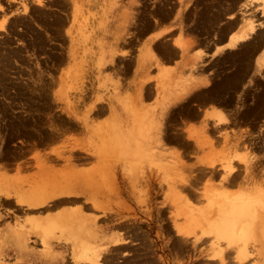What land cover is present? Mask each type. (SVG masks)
Returning a JSON list of instances; mask_svg holds the SVG:
<instances>
[{
    "label": "rangeland",
    "instance_id": "obj_1",
    "mask_svg": "<svg viewBox=\"0 0 264 264\" xmlns=\"http://www.w3.org/2000/svg\"><path fill=\"white\" fill-rule=\"evenodd\" d=\"M36 1L0 0L7 18L0 29V170L18 176L0 192L30 193L41 171L51 175L48 184L70 183L80 197L70 209L103 225L101 235L92 225V241L127 240L107 241L106 264L232 263L227 249L228 258L215 255L211 235L179 241L173 221L212 222L206 202L213 192L264 190V68L255 60L264 46L261 0ZM251 10L255 35L216 52L215 42ZM155 29L160 34L149 42ZM118 109L130 131L144 135L141 155L113 151ZM228 163L240 174L232 184L224 178ZM69 236L71 250L76 242L83 252L84 235Z\"/></svg>",
    "mask_w": 264,
    "mask_h": 264
},
{
    "label": "bare ground",
    "instance_id": "obj_2",
    "mask_svg": "<svg viewBox=\"0 0 264 264\" xmlns=\"http://www.w3.org/2000/svg\"><path fill=\"white\" fill-rule=\"evenodd\" d=\"M36 1V0H35ZM42 0H38L36 2H41ZM64 1V0H63ZM232 1V0H231ZM17 2V1H16ZM188 2V1H187ZM186 2V3H187ZM239 2V1H238ZM245 2V1H244ZM251 2H255L254 0H250L249 2H247L246 5L249 4V6L252 4ZM183 4L185 3L184 1L182 2ZM225 3V2H224ZM232 3V2H231ZM251 3V4H250ZM43 4V2H42ZM26 5V4H24ZM39 5V4H38ZM44 5V4H43ZM184 6H186L184 4ZM230 6V5H229ZM248 6V7H249ZM237 7V6H236ZM247 7V8H248ZM1 8V7H0ZM3 9V8H2ZM24 9L26 10V7H24ZM226 9V8H225ZM228 9V7H227ZM243 9V8H242ZM185 10V9H184ZM230 10V9H229ZM254 10V9H253ZM183 11V10H182ZM207 11V10H206ZM3 12V11H2ZM0 13V29H5V22H6V16L5 13ZM184 12V11H183ZM243 13L241 15V19H240V23H238L237 27L238 29H235L231 32H229V34L227 35V37L222 40L220 43H216L214 44L213 47H215V51H222L223 48L222 46L224 45H230V44H235L236 46H238L241 42L246 41L248 39L251 38V36L255 33L256 31V24H255V19L252 13L253 11L251 10L250 13L247 14ZM261 12L264 14V0H261ZM23 14V13H22ZM183 15V13H181ZM156 16V15H155ZM182 17V16H181ZM256 17V16H255ZM170 18V17H169ZM238 18V17H237ZM238 20V19H237ZM181 21V20H180ZM210 22V21H209ZM234 23H236L233 20ZM238 22V21H237ZM164 23V22H163ZM233 23V24H234ZM158 23H156L157 25ZM232 24V22H231ZM259 25H263L264 24V19L263 21H261L260 23H258ZM160 25V24H159ZM236 25V24H235ZM256 25V26H255ZM176 26V25H175ZM229 26V25H228ZM154 27V26H153ZM152 27V28H153ZM222 27V26H221ZM258 27V26H257ZM263 27V26H262ZM181 28V27H180ZM213 28V27H212ZM226 29V28H225ZM262 30V29H259ZM258 30V32H259ZM152 32V31H151ZM150 32V33H151ZM263 32V31H261ZM144 33V32H143ZM226 33V32H225ZM146 34V33H145ZM153 34V35H151ZM151 38L149 39V42L151 40H153V37H157L160 34V30L155 29V31L153 30V33H151ZM176 34V33H175ZM262 34V33H261ZM264 34V33H263ZM255 35V34H254ZM66 36V35H65ZM174 36V35H173ZM262 36V35H261ZM260 36V37H261ZM254 37V36H253ZM169 38V37H168ZM171 39V38H170ZM174 39V38H173ZM172 40V39H171ZM144 47L147 46V40H144ZM172 43V42H171ZM174 43V41H173ZM172 43V44H173ZM225 43V44H223ZM258 43V42H257ZM150 44V43H148ZM198 44V43H197ZM223 44V45H222ZM250 44V43H249ZM252 44H256V43H252ZM193 45V44H192ZM195 45V44H194ZM222 45V46H219ZM172 46V45H171ZM207 46V45H206ZM173 47V46H172ZM261 47V46H260ZM264 46L262 45V48L260 49L259 53H257L255 60L256 63L261 66V68H264ZM192 48V47H191ZM168 53V52H167ZM168 55V54H167ZM254 55V56H255ZM122 56V55H121ZM124 57V56H123ZM168 57V56H167ZM249 58V57H248ZM258 65H256L258 67ZM200 70V69H199ZM257 70V69H256ZM260 72V70H258ZM262 71V70H261ZM85 72V71H84ZM231 72V71H230ZM257 72V73H259ZM248 74V73H247ZM255 75V74H254ZM259 75V74H258ZM263 76L264 74H260ZM210 77V76H208ZM170 78V77H169ZM255 78V76H254ZM264 78V76L262 77ZM231 81V80H230ZM253 81V80H252ZM236 82V81H235ZM264 82V81H263ZM233 84V83H232ZM254 84V83H253ZM252 84V85H253ZM205 86V85H204ZM248 87V86H247ZM253 88V87H252ZM259 88V86H258ZM198 89V88H197ZM246 90V89H245ZM78 91V90H77ZM76 91V92H77ZM193 92V91H192ZM243 94V93H242ZM240 96V95H239ZM242 96V95H241ZM218 98V97H217ZM243 98V97H242ZM253 98V97H252ZM238 99V98H237ZM222 100V99H221ZM243 100V99H242ZM241 100V101H242ZM194 103V102H193ZM237 103V102H236ZM244 103V102H243ZM234 104V103H233ZM206 105V104H205ZM209 105V104H208ZM214 105V103H213ZM224 105V103H223ZM245 105V104H244ZM237 106V105H236ZM240 106V105H239ZM167 107V106H166ZM204 107V106H203ZM206 107V106H205ZM163 108V107H162ZM199 108V107H198ZM210 108V107H209ZM169 109V107L167 108ZM223 109V108H222ZM212 110V108H211ZM230 110V109H229ZM239 110V109H238ZM237 110V111H238ZM134 111V110H133ZM164 111V110H163ZM162 111V112H163ZM167 111V110H166ZM213 111V110H212ZM212 111L210 113H212ZM220 110H218L219 112ZM222 111V110H221ZM217 114V113H215ZM226 116V114H224ZM235 115V114H234ZM140 119V118H134L133 122L136 123V121ZM263 119V118H262ZM115 124H113L112 126V132H113V146L115 147V150H113L114 152H118L121 153L124 156H138L141 155V150L139 149L138 145L143 141L142 139H144V135H138V134H133L130 130V125H126L124 126L122 123L123 121L120 120V117H116L115 119ZM136 120V121H135ZM121 121V122H120ZM206 121V120H205ZM204 121V122H205ZM240 121V120H239ZM119 122V125H118ZM132 122V123H133ZM141 122V121H140ZM226 122V121H225ZM228 122V120H227ZM264 122V121H262ZM219 124V123H218ZM225 124V123H224ZM139 125V124H138ZM205 125V124H204ZM215 125V124H214ZM213 125V126H214ZM161 126V120L158 122V127L160 128ZM157 127V126H156ZM176 127V126H175ZM216 127V126H215ZM207 129V126L205 127ZM227 128V127H225ZM224 128V129H225ZM219 130V129H218ZM187 131V129H186ZM161 132V130H160ZM206 132V131H205ZM207 133V132H206ZM188 134V133H187ZM186 134V135H187ZM222 134V133H221ZM225 134V133H224ZM223 134V135H224ZM201 135V134H200ZM203 136V134H202ZM205 136V135H204ZM226 135H224L225 137ZM188 137V135H187ZM227 137V136H226ZM200 138V137H199ZM209 138V137H208ZM228 138V137H227ZM207 139V138H205ZM211 139V138H210ZM226 139V138H225ZM205 142V141H204ZM129 143H131L132 145H134V149H131L129 151L128 146ZM213 143V141H212ZM236 143V142H235ZM209 144V143H208ZM227 144V143H226ZM211 146V144H210ZM213 146V145H212ZM246 148V147H245ZM79 150V149H78ZM112 151V150H111ZM229 153V152H228ZM248 155V154H247ZM209 156V155H208ZM235 156V155H234ZM245 157V156H244ZM249 157V156H248ZM249 159V158H248ZM138 160V159H137ZM238 160V159H237ZM243 160V159H240ZM209 161V160H208ZM249 161V160H247ZM251 161V160H250ZM249 161V162H250ZM248 162V163H249ZM209 163V162H207ZM243 163V162H242ZM250 164V163H249ZM202 165V164H201ZM206 165V164H205ZM210 165V164H208ZM220 165V164H219ZM232 163H228L224 166V172L226 173V176L224 178H228L227 175L229 174L230 177H232L231 180V184L236 182L235 180L238 179L240 177V174L237 173L238 169L233 171L235 165ZM247 165V163H246ZM264 165V164H263ZM215 166V165H214ZM248 166V165H247ZM238 167V166H237ZM236 167V168H237ZM261 167V166H260ZM264 167V166H263ZM222 170V169H221ZM198 172V171H197ZM214 172V171H213ZM219 172H221L219 170ZM239 172V171H238ZM264 173V172H263ZM245 174V173H244ZM195 175V174H194ZM219 175V174H217ZM228 175V176H229ZM205 176V174H204ZM237 176V177H236ZM239 176V177H238ZM244 177V176H243ZM261 177V176H260ZM259 177V178H260ZM68 179L67 177H64L63 179ZM46 179V178H45ZM45 179H41V181L37 180L36 182V186L33 188V190L30 193H26L25 194V200L32 203V204H36V203H42L44 199L48 198V199H58L60 195L66 196L67 201H68V197L69 198H77L78 196H75L74 194V189L73 186L69 183V184H64L62 181V183L60 182H54V180L52 181V183L48 184L46 182ZM190 180V179H189ZM260 180V179H259ZM258 180V181H259ZM229 181V179H228ZM241 181V180H240ZM260 182V181H259ZM264 182V179L263 181ZM230 184V185H231ZM240 184V183H237ZM237 184H233L235 186H237ZM13 186L14 182H8L6 181V179L4 178H0V189H7V186ZM214 186V185H213ZM259 186V184H258ZM26 187V186H24ZM196 187V186H195ZM232 188V186H231ZM29 186L28 189L29 190ZM262 189V188H261ZM256 189L255 191H257V193L255 194V191L252 192L254 193L253 195L250 194H242L239 196H236L235 192H226V191H218L216 193H212L209 196H207V202H206V206H208V208L210 209V211H212L214 213V220L212 222H205L204 224H200L197 221H194V223H186V224H180L178 222H176V220L173 221V226H174V230L176 231V233L174 232V234H177V238L178 235L179 237V241H183V239L185 241H187V239L193 238L194 237V241L203 238V240H206L205 237L203 235H205L206 237H208L207 235H211V237L207 238L210 242V246L211 248H213L215 252V255L217 254L218 256H220L221 254H223V251H225L226 249L229 250L231 252V255L229 254L230 259L232 260V263L230 264H264V190L262 189ZM34 190H38L36 192H34ZM261 193V194H260ZM74 194V195H72ZM206 194V193H205ZM196 196V195H195ZM6 197V196H5ZM58 197V198H57ZM80 198V197H78ZM5 199V198H4ZM74 199H71L72 201ZM70 200V199H69ZM54 201V200H53ZM59 201V200H58ZM65 201V200H64ZM17 202V201H15ZM55 202V201H54ZM57 202V201H56ZM66 202V201H65ZM64 202V203H65ZM71 202V201H70ZM79 202V200H78ZM67 203V202H66ZM54 204V203H53ZM59 204V203H58ZM57 204V206H58ZM61 204V203H60ZM59 204V205H60ZM56 206V205H55ZM45 208V207H44ZM49 209V207H48ZM44 210V209H43ZM98 219V218H97ZM47 220V221H46ZM47 222V223H46ZM17 223V222H16ZM153 223V222H152ZM96 224L95 222V218L90 219L86 216L83 215V213L79 210V209H70V210H61L56 212L55 214H50L49 216H47L46 218H42V217H36L35 219V227H34V233H35V239H38L41 242V245L50 248V246L48 245V241H49V237L53 234H55L56 232L59 233V237L64 238L66 242H68L69 238H70V233L73 236H79L82 237V235H84V239L81 240V243H84V251L81 253H78V251L76 252L75 248L78 250L81 249V245L76 243V242H72L71 244H73V248L71 251V255L70 258L73 259L72 261H75V264H82L79 261L80 260H85L86 262H88V264L90 263H99V264H106L104 263V256L109 252V248L108 246H106L105 244H107V241H114L113 238L115 239V241H122L114 246H118V245H122L124 244V241L126 242L127 240H125L123 237L118 238L117 235L112 236H107L106 238H104L102 241H100L99 243H94L91 239L92 237V233L90 230L92 227V225L94 226ZM19 227L23 228L25 227L24 223H19ZM73 225V226H72ZM163 226V225H162ZM171 226V225H170ZM198 227V230L196 229ZM83 231H81V229ZM28 229V228H27ZM35 229H38V234H36L37 232H35ZM164 229V228H163ZM58 230V231H56ZM87 230V231H86ZM97 230V229H96ZM195 230H197L198 232H195ZM29 231V229H28ZM127 232V230H125ZM124 231V232H125ZM123 232V233H124ZM95 234H97V232H94ZM130 233V232H129ZM75 234V235H74ZM37 235V236H36ZM171 235V234H170ZM124 236V235H123ZM203 236V237H202ZM123 238V239H122ZM87 239V240H85ZM128 239V237L126 238ZM171 239V238H169ZM131 240V239H129ZM133 240V239H132ZM150 240V239H149ZM154 240V239H153ZM202 240V241H203ZM207 240V241H208ZM34 242V241H33ZM130 242V241H129ZM134 242V241H133ZM137 242V241H136ZM165 242V241H164ZM205 242V241H203ZM185 243V242H183ZM190 243V242H189ZM35 244V242H34ZM140 244V243H139ZM68 245V244H67ZM167 245V244H166ZM87 246L89 248H87ZM99 246V247H98ZM146 246V245H145ZM144 246V247H145ZM182 246V245H181ZM141 247V245L139 246ZM138 247V249H139ZM147 247V246H146ZM145 247V248H146ZM163 247V246H162ZM124 248V247H123ZM154 248V247H153ZM186 248V247H185ZM197 248V247H196ZM136 249V247H135ZM171 249V248H170ZM198 249V248H197ZM204 249V248H203ZM90 250L92 253L91 256H88L86 254H84L85 251ZM146 250V249H145ZM196 250V249H195ZM137 251V250H136ZM174 251V250H173ZM186 251V250H185ZM228 251V252H229ZM124 252V251H123ZM121 253V254H125V253ZM130 252V251H129ZM128 252V253H129ZM139 252V251H138ZM189 252V251H188ZM227 252V251H225ZM224 252V253H225ZM117 253V252H116ZM127 253V252H126ZM131 253V252H130ZM190 253V252H189ZM150 254V253H149ZM175 254V253H174ZM183 254V253H182ZM192 254V252H191ZM153 255V254H152ZM162 255V254H161ZM170 255V254H169ZM123 256V255H122ZM157 256V255H154ZM171 256V255H170ZM180 257V255H177ZM176 256V258H177ZM222 256V255H221ZM223 256H225L223 254ZM251 256V258H250ZM215 257V256H214ZM213 257V258H214ZM226 258L227 255L225 256ZM57 258V257H56ZM69 258V259H70ZM169 258V257H168ZM206 258V257H205ZM210 258V257H209ZM213 258L212 261H213ZM216 259H218L216 262L219 264H222L223 261H225L223 258H220L217 256L215 257ZM214 258V261L216 260ZM62 259V258H61ZM119 259V258H118ZM157 259V258H156ZM155 259V260H156ZM160 259V258H159ZM180 259V258H179ZM178 259V261H180ZM208 259V258H207ZM209 259V260H211ZM223 259V260H222ZM229 259V260H230ZM68 260V259H66ZM206 260V259H205ZM204 259L202 260L203 262L205 261ZM114 261V260H112ZM157 261V260H156ZM165 261V260H164ZM208 261V260H206ZM63 262V260H62ZM170 262V261H169ZM193 262V261H192ZM191 262V263H192ZM229 261H227L228 263ZM69 263V262H68ZM158 263V262H156ZM163 263V262H162ZM209 263V261H208ZM226 262H224L223 264H225ZM63 264V263H62ZM171 264V263H170ZM229 264V263H228Z\"/></svg>",
    "mask_w": 264,
    "mask_h": 264
},
{
    "label": "crops",
    "instance_id": "obj_3",
    "mask_svg": "<svg viewBox=\"0 0 264 264\" xmlns=\"http://www.w3.org/2000/svg\"><path fill=\"white\" fill-rule=\"evenodd\" d=\"M118 110L114 112L116 116L120 117V120L129 125L130 121L128 118H125L124 111ZM17 177L15 171L3 172L0 170V178H4L8 182L17 181ZM49 177H51L49 172L44 171L37 172V175L33 176V178L37 179H47ZM29 183L33 182L30 181ZM21 188L25 189V187ZM8 189L12 188L7 186V189L4 188L3 191H7ZM17 192L10 191L8 193L9 195L0 192V264H71L70 243L66 242L64 238L53 237L48 241L50 248L45 247L41 245L38 239L34 238V227L36 217L46 218L50 214H55L58 211L69 210L74 205L79 204L75 202L76 198L68 197L67 201L66 196L60 195L58 196L59 198L57 197L58 199H44L42 204H45L41 206L30 207L29 205L35 204L25 200V193L17 194ZM15 195L17 198H15ZM19 197L21 199L24 198L22 200L24 203H19ZM71 199L74 200L72 201ZM58 203L61 204L59 205ZM95 222L97 225L96 229L100 235L103 234V225L97 219ZM19 223H24L25 227L20 228Z\"/></svg>",
    "mask_w": 264,
    "mask_h": 264
}]
</instances>
